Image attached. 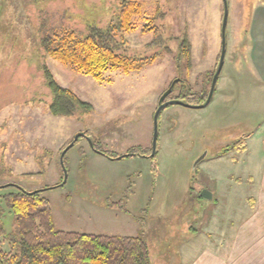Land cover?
Masks as SVG:
<instances>
[{"label":"rangeland","instance_id":"1","mask_svg":"<svg viewBox=\"0 0 264 264\" xmlns=\"http://www.w3.org/2000/svg\"><path fill=\"white\" fill-rule=\"evenodd\" d=\"M119 1L0 0V187L45 189L41 197L48 201L55 230L142 236L152 264H173L185 240L194 237L212 213L213 202L199 199L203 187H212L202 172L208 178L212 171L238 177L241 169L217 156L243 136H252L251 144L264 139V85L248 61L252 14L264 0H226V52L212 100L204 108L174 104L161 111L155 162L143 157L105 158L93 152L92 139L120 156L131 148L152 149L153 116L171 84L178 80L173 95L179 93L180 81L194 92L210 89L221 50L223 1L139 0L145 15L138 30L126 36L128 47L131 52L158 51L161 57L129 75L106 73L102 83L44 54L40 46L44 22L45 30L104 28ZM153 17L157 34L142 32ZM183 35L191 44L188 67L186 60L178 61ZM153 41L156 45L148 46ZM43 65L62 87L90 104L92 112L81 119L51 116ZM85 131L90 137L67 151V181L56 187L62 182L60 150ZM242 182L237 186L241 194ZM14 192L1 188L0 197ZM244 197L238 198L239 204ZM4 225L10 228L9 216ZM9 251L0 237V253Z\"/></svg>","mask_w":264,"mask_h":264},{"label":"trees","instance_id":"2","mask_svg":"<svg viewBox=\"0 0 264 264\" xmlns=\"http://www.w3.org/2000/svg\"><path fill=\"white\" fill-rule=\"evenodd\" d=\"M144 15L143 2L120 0L112 19L104 28L88 25L84 32L75 29L45 30L44 22L40 27V46L44 54L52 60L98 83L104 81L106 73L119 72L129 75L152 66L161 57L158 51L146 54L131 52L128 47L126 36L138 30L140 27L138 21ZM154 20L155 17L148 19V23L140 30L156 35L158 28L154 27ZM155 45L156 41H153L148 46ZM190 55L191 44L187 36L183 35L179 41L178 61L186 60L188 67ZM41 70L44 84L51 95L50 103L47 105V111L51 116L81 119L92 112L93 107L81 100L73 91L62 87L45 65ZM214 72L209 79V85ZM178 86L179 93L173 95L176 88L174 86L168 99L180 100L191 106L203 104L209 93L206 87L194 92L183 81H180ZM84 133L88 137L91 135L88 131ZM249 137L243 136L225 149L222 155L232 151L243 152ZM81 140L82 138H79L74 145ZM72 141L73 139L67 142L60 153ZM91 148L94 153L111 160L141 156L155 162L156 157L150 156L151 149L142 148H131L125 156H120L103 150L93 139ZM64 165L66 167L65 157ZM153 165L152 170L156 174V164ZM197 168V166L194 168V172ZM7 188H12L15 192L0 197V237H4L10 249L8 253H0L1 264H152L148 244L142 236H104L55 230L48 201L41 197V192L45 189L27 191L18 185ZM49 189L51 188L47 187L46 190ZM32 192L33 194H28ZM113 206L115 207L114 204ZM6 216L11 218L8 230L4 225Z\"/></svg>","mask_w":264,"mask_h":264},{"label":"crops","instance_id":"3","mask_svg":"<svg viewBox=\"0 0 264 264\" xmlns=\"http://www.w3.org/2000/svg\"><path fill=\"white\" fill-rule=\"evenodd\" d=\"M249 37L248 61L258 81L264 85L262 4L253 11ZM262 136L264 138V134ZM251 137L246 140L243 152L232 151L216 158L239 167L242 172L238 177L234 173L223 177L212 171V178H208L209 174L202 172L212 182V187H203L199 199L213 202L212 213L207 221H202L198 227L200 231L185 240L173 264H264V139L251 144ZM242 179L245 183L243 194L237 191V186L243 184ZM203 190L210 193L209 199L201 196ZM227 195L233 199H226ZM241 195L245 197L239 204Z\"/></svg>","mask_w":264,"mask_h":264},{"label":"water","instance_id":"4","mask_svg":"<svg viewBox=\"0 0 264 264\" xmlns=\"http://www.w3.org/2000/svg\"><path fill=\"white\" fill-rule=\"evenodd\" d=\"M222 1H223L224 11H223L222 22H221V50H220V55H219V60H218V63H217V67L215 69V72H214L213 77H212V80H211L210 89H209V93L207 95V98H206V100H205V102L203 104L196 105V106H191L189 104H186V103H184V102H182L180 100H176V99H172V100L165 101V99L171 94V92H172V90H173V88H174V86H175V84L177 83L178 80H175L171 84V86L169 87V89L165 93H163V95L159 98L158 104H157V108H156V111H155L154 116H153V135H152V143H151V147H152L151 150L152 151H151V154H150L151 157L155 156V154H156V146H157V140H158V117H159L161 111L164 108H166L169 105H174V104L183 105V106H186V107L204 108L212 100V97H213V94L215 92V88H216V85H217V82H218V77H219L220 72H221L222 67H223V62H224V57H225V52H226V24H227V15H228V12H227V3H226V0H222ZM79 138H86V139H88V137L84 133H79L78 135H76L73 138V141L71 143H69L65 147V149L61 152V155H60V165H61L62 172H63V180H62L61 184H59V186H63L66 183L67 176H68L66 167L64 165V160H63L64 159V156L67 153V151L74 146L75 142ZM137 157H141V156H137ZM201 160H202V158L199 159L195 163L194 168L197 166V164ZM7 186H11V185L2 186L0 188H5ZM28 194H33V192L32 193H28ZM201 196L204 197V198H207L209 196V198H210V193L208 191H206V190H203L201 192Z\"/></svg>","mask_w":264,"mask_h":264},{"label":"flooded vegetation","instance_id":"5","mask_svg":"<svg viewBox=\"0 0 264 264\" xmlns=\"http://www.w3.org/2000/svg\"><path fill=\"white\" fill-rule=\"evenodd\" d=\"M168 100H170V99H168V97L165 99V101H168Z\"/></svg>","mask_w":264,"mask_h":264}]
</instances>
